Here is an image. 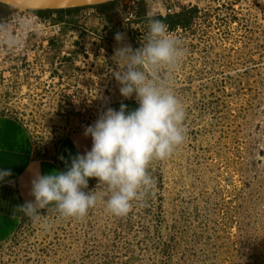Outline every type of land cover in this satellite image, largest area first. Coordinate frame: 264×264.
<instances>
[{
    "label": "rangeland",
    "instance_id": "1",
    "mask_svg": "<svg viewBox=\"0 0 264 264\" xmlns=\"http://www.w3.org/2000/svg\"><path fill=\"white\" fill-rule=\"evenodd\" d=\"M104 5L39 13L81 33L80 41H70L77 48L62 64L39 69L38 79L29 72L20 84L8 82L0 114L21 121L42 149L85 130L125 99L113 76L124 71L115 34L136 49L147 18L196 8L187 27L165 23L185 50L170 76L164 72L186 113L185 140L151 161L155 186L126 217L103 202L83 219L41 210L51 225L45 231L24 215L0 243V264H264V0ZM15 10L0 4V16ZM50 69L55 78L46 77ZM94 190L108 191L97 179L85 191Z\"/></svg>",
    "mask_w": 264,
    "mask_h": 264
},
{
    "label": "clouds",
    "instance_id": "2",
    "mask_svg": "<svg viewBox=\"0 0 264 264\" xmlns=\"http://www.w3.org/2000/svg\"><path fill=\"white\" fill-rule=\"evenodd\" d=\"M147 27L136 49L123 43L124 33L115 34L121 46L114 57L124 63V71L113 76L120 94L125 99L134 96L138 107L129 110L123 103L118 111L108 107L85 128V136L92 139L91 149L71 157L65 171L37 172L31 182L34 199L16 206L13 216L21 212L47 231L51 225L46 218L42 220L41 210L83 219L103 202L110 214L126 217L133 201L144 199L155 186L148 171L151 161L170 157L185 140L186 113L164 75L165 70L170 76L178 67L185 50L163 20L149 17ZM11 175L10 170H0V182ZM90 178L106 186L107 193L85 191Z\"/></svg>",
    "mask_w": 264,
    "mask_h": 264
},
{
    "label": "crops",
    "instance_id": "3",
    "mask_svg": "<svg viewBox=\"0 0 264 264\" xmlns=\"http://www.w3.org/2000/svg\"><path fill=\"white\" fill-rule=\"evenodd\" d=\"M121 103L127 105L129 110L138 107L135 99L118 100L109 107L118 111ZM84 132L82 129L72 131L42 149L21 121L0 114V170H10L12 173L0 182V243L12 238L20 227L24 214H12L16 206L34 199L30 192L35 174L65 171L71 157L91 149L92 139ZM94 180L90 178L89 182Z\"/></svg>",
    "mask_w": 264,
    "mask_h": 264
},
{
    "label": "built area",
    "instance_id": "4",
    "mask_svg": "<svg viewBox=\"0 0 264 264\" xmlns=\"http://www.w3.org/2000/svg\"><path fill=\"white\" fill-rule=\"evenodd\" d=\"M130 1L137 5L152 0ZM180 10L181 7L177 8V12ZM62 24L31 10H15L0 16V91L5 90L8 82L20 84L29 72L31 81L38 79L39 69L57 67L71 56L76 46L70 45V41H80L81 33ZM45 73L47 78H55L52 69ZM1 92L5 95V91Z\"/></svg>",
    "mask_w": 264,
    "mask_h": 264
},
{
    "label": "water",
    "instance_id": "5",
    "mask_svg": "<svg viewBox=\"0 0 264 264\" xmlns=\"http://www.w3.org/2000/svg\"><path fill=\"white\" fill-rule=\"evenodd\" d=\"M116 0H0V4L19 11H55L95 7Z\"/></svg>",
    "mask_w": 264,
    "mask_h": 264
},
{
    "label": "trees",
    "instance_id": "6",
    "mask_svg": "<svg viewBox=\"0 0 264 264\" xmlns=\"http://www.w3.org/2000/svg\"><path fill=\"white\" fill-rule=\"evenodd\" d=\"M4 6V5H3ZM106 5H102L100 7H105ZM95 7H99V6H95ZM72 10H76V9H67V10H55V11H39V13L41 14H47L50 12H65V11H72ZM197 9L193 8V9H187L184 10L183 12H181L178 15L175 16H167V17H155V19H160L163 20L164 23H166L170 28L174 29L178 26L181 27H187L190 20H191V15L192 13H194ZM142 11L144 12V8H142Z\"/></svg>",
    "mask_w": 264,
    "mask_h": 264
}]
</instances>
